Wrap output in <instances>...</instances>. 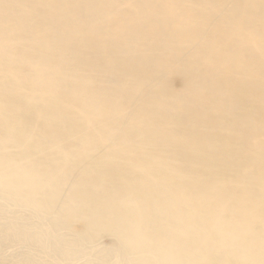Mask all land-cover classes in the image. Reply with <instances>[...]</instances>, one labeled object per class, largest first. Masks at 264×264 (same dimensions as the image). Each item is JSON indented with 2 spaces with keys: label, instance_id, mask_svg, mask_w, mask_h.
<instances>
[{
  "label": "bare ground",
  "instance_id": "6f19581e",
  "mask_svg": "<svg viewBox=\"0 0 264 264\" xmlns=\"http://www.w3.org/2000/svg\"><path fill=\"white\" fill-rule=\"evenodd\" d=\"M0 264H264V0H0Z\"/></svg>",
  "mask_w": 264,
  "mask_h": 264
}]
</instances>
